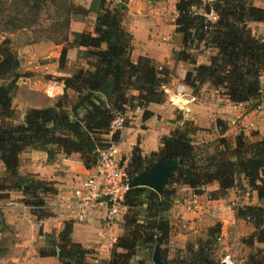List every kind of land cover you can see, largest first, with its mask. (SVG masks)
Listing matches in <instances>:
<instances>
[{
    "label": "trees",
    "instance_id": "trees-1",
    "mask_svg": "<svg viewBox=\"0 0 264 264\" xmlns=\"http://www.w3.org/2000/svg\"><path fill=\"white\" fill-rule=\"evenodd\" d=\"M13 1L17 5L15 16L8 20L13 29L35 25L47 10L46 6L54 7V22L46 31L49 40L55 44L63 43L59 66L67 65V50L72 46L85 48L78 51L79 57L93 59L91 68H79L71 76L62 78L64 92L52 105L28 107L23 121L17 124L0 122V131L4 134L0 140V163L4 174L0 176V197L6 198L8 191L21 190L23 203L35 219L41 221L52 215L43 196L55 194L56 189L51 182L19 174L20 154L29 149L43 150L52 159L56 151L61 150L64 154L78 153L85 168L95 166L98 151L110 140H118V132L108 137L114 113L123 111L125 105L145 108L149 103L163 102L169 71L146 56L138 57L136 62L131 60V34L122 26L123 6L120 4L98 12L92 33L69 29L72 17L90 11L73 0ZM254 1L177 0L175 31L181 36L182 47L172 56L175 61L192 66V70L184 73L183 82L194 94L203 84L209 83L235 104L251 102L257 107L264 99V36H254L248 26L249 22H264V8L255 6ZM196 9H202V12L212 9L217 14L216 21L210 22ZM47 16L50 18L49 13ZM69 36L72 37L70 41ZM200 44L216 50L206 64H198L199 55L191 51ZM15 61L13 50L4 40L0 43V79L14 75ZM107 79L115 83L109 104L96 91ZM68 89L75 93V99L69 97ZM131 89L137 92L135 96L128 94ZM148 115L149 112L144 110L143 117ZM12 116L13 109L7 95L0 101V117ZM215 124L220 131L226 129L219 119ZM194 131L195 127L185 121L181 127L161 138L157 151L143 156L137 145L132 148L126 166L129 179L161 159H177L180 164L161 195L143 186L128 189L124 200V232L114 242L110 258L98 264H133L143 247L148 249L152 264L151 250L156 243L160 246L163 261L168 264L164 256L171 231L168 211L177 186H187L200 193L206 185L217 183L216 195L223 196L243 178L256 192L257 198L264 201V134L240 133L233 139L220 136L196 145L193 143ZM239 215L251 218L256 228L247 245L252 246L254 239L263 244L250 252L244 264H264V206L240 207ZM71 228L72 221H64L59 232L47 234L49 248L41 249L39 254L56 256L60 264H90L88 256L93 251L71 240ZM219 231V223L210 227L207 238L188 256L186 264H222L209 257Z\"/></svg>",
    "mask_w": 264,
    "mask_h": 264
},
{
    "label": "crops",
    "instance_id": "crops-1",
    "mask_svg": "<svg viewBox=\"0 0 264 264\" xmlns=\"http://www.w3.org/2000/svg\"><path fill=\"white\" fill-rule=\"evenodd\" d=\"M74 1L90 11L86 16L70 23L71 31L80 32L84 28L92 33L98 12L102 8H114L121 1L122 26L131 34L133 49L131 60L136 62L138 57L146 56L169 71V81L164 86L166 97L163 102L149 103L145 108L139 107V110L137 106L135 109L125 110L128 120L125 127L118 132V140L115 141L116 158L125 168L130 161L134 146L137 145L140 148L143 156L157 151L161 146V138L181 127L185 121L195 127L193 143L196 145L213 141L220 136L233 139L240 133L245 135L252 132L264 133V101H261L257 107H253L251 102L235 104L211 84L205 83L197 94H194L190 88V94L196 97L194 101L187 98L182 100V103L177 102L174 86L178 82H183L186 71L192 70L189 63L175 61L172 56L174 51L182 47L181 36L175 31L177 0H103L100 3L98 0ZM254 5L264 8V0H255ZM196 11L201 13L202 9H196ZM258 25L259 28H257ZM248 26L253 33L256 31L264 35V22L253 21L249 22ZM35 49L36 53L41 49L49 51L50 59L46 65H50L49 69H54L53 61L58 60L59 47L50 42H41L35 45ZM79 50L82 51L85 48L72 46L67 50V65H72L74 62L79 66L85 64L87 57H79ZM191 51L198 52V64L208 63L209 57L216 53L214 48H204L203 44ZM203 52H206L205 55H202ZM68 75L66 71H60L58 74L62 77ZM44 91L46 97L50 99L49 102L52 103V100L63 94L64 84L60 81L51 82ZM69 91L67 90L68 94ZM136 94L134 89L130 90V95ZM134 102L136 103V100ZM51 103L49 105H52ZM29 106L41 108L39 105H32L31 100H29ZM144 110L149 112L147 117H143ZM217 119L226 126L224 131H220L216 126ZM95 171V166L84 167L78 153L64 154L61 150H57L53 158L49 159L43 150L29 149L22 152L19 156L18 173L29 174L35 179L51 182L56 189L55 194L43 196L45 205L52 215L37 221L31 212L13 210L14 206L10 204L12 202L7 201L10 197L0 199V203L5 200L6 204V208L1 210V213L3 211L1 218L4 219L0 226V264H60L56 256L39 254V249L47 246V242L44 235L37 237L40 238L38 243L36 234L39 231L46 235L54 231L58 232L64 221H72L71 240L93 251V254L88 257L89 262L96 264L101 260H108L110 247L124 232L122 223L126 208L113 224L105 226L102 221L106 209L104 205L92 208L83 218L80 211L67 207V200L75 185L87 179ZM241 181L244 182L245 187L246 180L242 178ZM217 189V183L206 185L200 193H195L187 186L176 187L172 206L169 209L171 231L164 254L166 260L172 258L171 261L175 262L177 255L183 252V244L186 245L191 236L207 235V230L216 222L221 224V233H227L229 239L245 237L249 233L252 235L256 231V229L250 230L249 226L245 229L239 227L242 222V217L239 215L240 207L261 206L256 192L250 190L249 186L247 191H240L237 185L227 189L223 196H217ZM2 206L5 207L1 204ZM79 216L82 220H79ZM20 234H25V238L27 236L29 238L23 240ZM147 251L146 247L139 249L133 264H139L140 261H143L142 264H150Z\"/></svg>",
    "mask_w": 264,
    "mask_h": 264
},
{
    "label": "rangeland",
    "instance_id": "rangeland-1",
    "mask_svg": "<svg viewBox=\"0 0 264 264\" xmlns=\"http://www.w3.org/2000/svg\"><path fill=\"white\" fill-rule=\"evenodd\" d=\"M210 1L205 0L204 2H210ZM73 2L75 1L73 0ZM14 3L15 1L13 0H0V43H2L4 40L8 41L10 48L13 50L15 54V60H16L15 61L16 69H15L14 75L8 76L6 79H0V85H3L9 89V93L7 95L10 98V107L13 109V116L12 118L0 117V122H3L4 120L9 123L17 124L23 121L25 110L28 107H30L29 100H31L32 105H39L41 106V108L46 107V105L48 106L51 103L49 102L50 99L47 98L44 93L45 92L44 88H46V86L51 82L60 81L61 83H63L62 78H64L65 76L64 77L58 76V74H60V71H64V72L66 71V74H69L68 76H71L74 73V71L79 68H91L90 64L93 62V59L87 58L83 66H79V64L75 62L72 65H64L65 66L64 68L62 66H59L60 64L59 57H60L61 50L63 48V43L55 44L52 40H49L47 38L48 33L46 31V29L50 26V24L54 22L52 19L54 7L46 6L45 10L46 9L47 10L41 14L39 21L35 25L30 26V27L21 28V29H13L10 27L8 20H9V17L13 15L15 16V8L17 5ZM120 3L121 1H119V4ZM48 13L50 15V18L48 16L46 18V15ZM84 16H86V14L80 15V16L77 14L76 16L72 17L71 22L74 20H79L80 17H84ZM94 26H95V23H94ZM257 28H259V25L257 26ZM69 29L71 30L70 25H69ZM82 31H84V28L82 29ZM252 34L258 38L264 36V35L262 36L261 33H258L256 31L255 33L252 32ZM69 38H72V37L69 36ZM70 40L71 39H69V41ZM41 42H46V43L50 42L52 45H56L59 47L60 53L58 56V60L55 59L53 61L54 69H49L50 65H46L50 59L49 51H47L46 49H41V50H38L39 51L38 53H36V49L34 50L35 45H39V43ZM198 51L202 52L203 50H198ZM205 53L206 52H203L202 55H205ZM193 54H198V52L193 51ZM263 82H264V76H263ZM188 88L190 91L191 90L190 87ZM128 94H130V90L128 91ZM69 96L74 97V93L72 92V90L69 91ZM192 96L194 97V99H192L194 101L196 97L194 95ZM73 97H70V98L75 99V97L74 98ZM55 100H52L51 104H53ZM128 107L129 109L137 108V107H132V106H128ZM125 110L127 109L125 108L123 111ZM259 135H262V134H259ZM3 175H4L3 165L0 163V176H3ZM243 183L241 180L238 182L240 191L241 190L247 191L248 185L246 184V186L244 187ZM1 194L2 192H0V195ZM8 194L7 196L8 198L9 197L10 198L7 201L12 202L10 204L11 206H14L13 210L17 212L18 211H23L26 213L30 212L29 207L25 206L23 203L24 195L21 190H11V191H8ZM0 199L3 200L4 198L0 197ZM239 203H241V201H239ZM259 203H261V206H264V201L261 202L260 200ZM1 204L5 205V207L3 206L1 207ZM4 208H6L5 200L0 203V226L3 223V219H4L3 217L1 218V216L3 215V211L1 213V210H4ZM47 210L48 212H50L48 208ZM241 217H242L241 218L242 222H240L241 226L239 227H242V229H245L247 226H249L251 228L250 230L256 229L251 218H249L248 216H241ZM168 218H169V211H168ZM215 224L213 223L211 227L215 226ZM207 231H209V229ZM21 233H24V232H21ZM53 233L56 234L57 231L51 232V234ZM226 234L227 233H221V224H220V231H219L217 240L215 241L214 244H212L210 255H209V257L214 261H220V259L224 256V254H230L231 259L233 260L234 264H244L247 261V258L250 252H253L256 248L263 247V244L258 243L257 241H254L252 246L247 245V241L250 238V233L248 235H245V237H234V239L233 238L229 239ZM20 235H21V239L23 240L29 238V236L25 238L26 236L25 234H20ZM44 235L45 237L47 236L46 234H42V232L39 231V233L36 234V238L38 236H44ZM207 235L202 234V235H196L194 237L191 236L190 239L186 242V245L183 244V248H182L183 252L177 255L176 257L177 261L175 260V262H173L171 261L172 260L171 258L167 260L168 264L169 263L170 264H186V260L188 256H191L193 250L197 248L200 242H202L203 240L207 238ZM38 240H40V238H37V242L40 243ZM112 246L110 247V256H111ZM47 248H49L48 244L47 246L43 247V249H47ZM41 249L42 248L39 249V253ZM166 249H167V246H166ZM98 263L99 262H97L96 264ZM90 264H94V263L90 262Z\"/></svg>",
    "mask_w": 264,
    "mask_h": 264
},
{
    "label": "built area",
    "instance_id": "built-area-1",
    "mask_svg": "<svg viewBox=\"0 0 264 264\" xmlns=\"http://www.w3.org/2000/svg\"><path fill=\"white\" fill-rule=\"evenodd\" d=\"M201 14L210 22L217 19V14L212 9ZM174 91L177 102L182 103V100L187 98L194 99L188 86L183 82L177 83ZM261 101H264V99ZM124 107L129 109L128 105ZM139 109L138 107L137 110ZM127 120L125 111H116L109 123L108 137L119 132L125 126ZM95 168L94 174L76 184L72 189V194L67 200V207L71 210L80 211L83 218L92 208L104 205L106 209L102 221L104 225L110 226L125 209L124 200L130 181L125 166L116 158L115 141L110 140L104 148L98 151ZM193 205H196L195 200ZM82 218L79 216V220H82ZM220 263L234 264L230 254H224L220 259Z\"/></svg>",
    "mask_w": 264,
    "mask_h": 264
},
{
    "label": "water",
    "instance_id": "water-1",
    "mask_svg": "<svg viewBox=\"0 0 264 264\" xmlns=\"http://www.w3.org/2000/svg\"><path fill=\"white\" fill-rule=\"evenodd\" d=\"M114 81L107 79L98 88L97 92L102 94L107 104L110 103L111 93L114 89ZM9 93V89L0 85V101ZM4 138V134L0 131V140ZM180 164L177 159H161L155 162L151 167L144 169L138 174L134 175L129 181V188L143 186L153 189L159 195L162 194L163 189L168 179L173 175L174 169ZM152 264H167L163 261L160 253V246L156 243L151 250Z\"/></svg>",
    "mask_w": 264,
    "mask_h": 264
}]
</instances>
